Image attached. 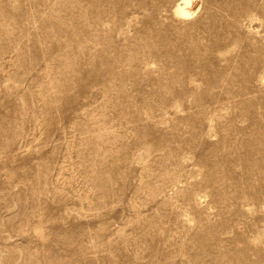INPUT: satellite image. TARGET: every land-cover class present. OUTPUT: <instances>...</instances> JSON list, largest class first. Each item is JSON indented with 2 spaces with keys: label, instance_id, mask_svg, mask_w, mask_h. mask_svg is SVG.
I'll list each match as a JSON object with an SVG mask.
<instances>
[{
  "label": "rangeland",
  "instance_id": "obj_1",
  "mask_svg": "<svg viewBox=\"0 0 264 264\" xmlns=\"http://www.w3.org/2000/svg\"><path fill=\"white\" fill-rule=\"evenodd\" d=\"M0 0V264H264V0Z\"/></svg>",
  "mask_w": 264,
  "mask_h": 264
},
{
  "label": "bare ground",
  "instance_id": "obj_2",
  "mask_svg": "<svg viewBox=\"0 0 264 264\" xmlns=\"http://www.w3.org/2000/svg\"><path fill=\"white\" fill-rule=\"evenodd\" d=\"M194 0H179L176 5L174 6V13L179 18H188L191 16L194 12L189 8V5Z\"/></svg>",
  "mask_w": 264,
  "mask_h": 264
}]
</instances>
